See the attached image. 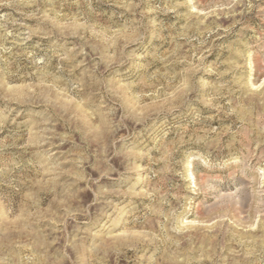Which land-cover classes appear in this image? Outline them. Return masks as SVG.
I'll list each match as a JSON object with an SVG mask.
<instances>
[{
	"label": "rangeland",
	"instance_id": "obj_1",
	"mask_svg": "<svg viewBox=\"0 0 264 264\" xmlns=\"http://www.w3.org/2000/svg\"><path fill=\"white\" fill-rule=\"evenodd\" d=\"M0 264H264V0H0Z\"/></svg>",
	"mask_w": 264,
	"mask_h": 264
}]
</instances>
